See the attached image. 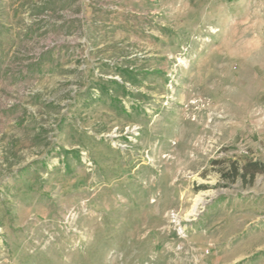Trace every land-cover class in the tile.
<instances>
[{
    "label": "rangeland",
    "instance_id": "rangeland-1",
    "mask_svg": "<svg viewBox=\"0 0 264 264\" xmlns=\"http://www.w3.org/2000/svg\"><path fill=\"white\" fill-rule=\"evenodd\" d=\"M247 161L264 0H0V264H264Z\"/></svg>",
    "mask_w": 264,
    "mask_h": 264
},
{
    "label": "trees",
    "instance_id": "trees-1",
    "mask_svg": "<svg viewBox=\"0 0 264 264\" xmlns=\"http://www.w3.org/2000/svg\"><path fill=\"white\" fill-rule=\"evenodd\" d=\"M258 175L264 176V162L247 161L243 165L233 163L231 169L224 174V177L232 181L241 179L244 184H253Z\"/></svg>",
    "mask_w": 264,
    "mask_h": 264
},
{
    "label": "bare ground",
    "instance_id": "bare-ground-1",
    "mask_svg": "<svg viewBox=\"0 0 264 264\" xmlns=\"http://www.w3.org/2000/svg\"><path fill=\"white\" fill-rule=\"evenodd\" d=\"M206 204V199L203 195L198 196L195 201L192 208V211L190 212L189 216L194 217L197 216L199 213L200 208H202Z\"/></svg>",
    "mask_w": 264,
    "mask_h": 264
}]
</instances>
